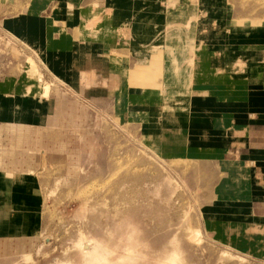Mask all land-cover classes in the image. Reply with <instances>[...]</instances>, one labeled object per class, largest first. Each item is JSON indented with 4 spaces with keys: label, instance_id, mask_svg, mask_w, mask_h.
Returning a JSON list of instances; mask_svg holds the SVG:
<instances>
[{
    "label": "rangeland",
    "instance_id": "374dc122",
    "mask_svg": "<svg viewBox=\"0 0 264 264\" xmlns=\"http://www.w3.org/2000/svg\"><path fill=\"white\" fill-rule=\"evenodd\" d=\"M14 2L0 0V91L9 98L14 91L27 94L24 85L33 81L29 69L46 89L60 86V93L52 122L32 132L40 142L24 141L16 150L32 156L26 168L33 174H24L14 194L0 193V211L9 215L16 211L5 206L14 203L13 195L31 204L22 211L33 213L34 227L0 242V264H77L79 233L116 237L125 225L114 226V219L123 221L132 207H141L140 220L154 219L142 239L160 246L178 231L185 264H264V210L248 217L229 214L237 225L213 222L212 229L204 214L207 207L228 211L226 203L250 206L253 198L264 207V120L256 127L258 136L231 148L232 139L214 123L233 120L224 112L236 99L204 96L207 81H202L187 111L178 109L180 98L189 97L190 76L220 78L215 82L224 86L238 81L235 86L244 87L250 105L264 103V92L242 81L250 61H264V0H52L47 15L76 45L74 68L64 72L2 22L26 9ZM87 70L94 72L92 80L84 76ZM164 87L166 97L177 101L175 111L160 121L163 111L152 101ZM200 99H208L207 114L200 111ZM194 104L199 112L192 116ZM245 104L236 107L247 110ZM170 116L176 122H168ZM164 121L188 140L160 157L144 146H152ZM28 146L32 149L22 150ZM40 148H47L50 158H42ZM154 207L155 215H144ZM229 249L245 259H222Z\"/></svg>",
    "mask_w": 264,
    "mask_h": 264
},
{
    "label": "crops",
    "instance_id": "0c3cea01",
    "mask_svg": "<svg viewBox=\"0 0 264 264\" xmlns=\"http://www.w3.org/2000/svg\"><path fill=\"white\" fill-rule=\"evenodd\" d=\"M51 2L52 0H16V2H14V7L21 9L26 5V9L19 13L5 15L2 22L9 25L11 30L20 38L26 39L30 43L31 41L34 42L36 49L41 52L43 58L48 61L50 57L53 66L55 68L58 67L60 71L64 72L65 69L68 70L69 68H74L73 50L75 43L72 44L70 42L72 37L68 35L63 27H59L56 23L53 24V22H55L54 17L47 15V9ZM49 22H51V25H49ZM74 40L76 39L74 38ZM68 44L70 47L68 46L67 48ZM85 50L87 49L84 47L83 53L87 55ZM85 55H83V57ZM263 62L250 61V63L247 64L245 70L246 75L242 81H246L245 84L248 89L257 92H264ZM96 66L93 64L92 67L95 69ZM103 67L105 68V65H103ZM27 72L28 78L33 80L31 83L24 85L27 94L22 93L21 95H16L14 91L13 97L11 96V98H9L0 91V193L4 195L14 194L18 184L25 182L24 179H22L25 177L24 174H33V171L29 169L31 167L29 160L32 156H26L21 152H16V150L20 149L22 146L21 144L24 141L31 145L40 142L33 138L32 132L39 128H43L45 125H49L50 122H52V114L57 105L55 98L59 95L58 92L60 93V86H57L59 88L51 87L47 91L45 85H41L34 75L29 73V69ZM188 79L191 80V88L188 92L189 97L180 98L178 102L179 110L187 111L191 98H193L195 87L199 86L202 81H207V87L203 90L204 96H208L209 93L212 98H215L216 100L236 99L232 100V103L234 104L232 108L228 109V107H226V111L224 112L225 114L230 115V117L232 116L233 120L214 123V126L219 133L232 139L231 148L234 145L242 143L241 139L243 138L244 141H246L247 138L252 137L253 135H255V137L258 136L256 133V127H260L258 126V123L264 120V109H262L264 108V103L258 102L256 105H250V102L246 100V94L243 91L244 87L241 88L235 86L236 84L238 85V81L232 80L229 84L224 86V84H216L217 82L215 81L222 80L220 78H208V76L192 78L190 76ZM168 82L169 81H167V83ZM225 82L226 81H224V83ZM208 84H212L211 89H208ZM218 85H223V88H218ZM168 88L170 89L169 86ZM166 90V87H164L162 92L157 94L152 101L158 110L163 111L160 121L162 119H168L169 115L175 111L174 104L177 101L174 100L175 96L166 97V94L168 93V90L167 92ZM51 92L54 93L53 96H51ZM99 92L101 94L103 93L102 91ZM38 93L41 96L37 95ZM197 101V104L199 103L201 106V112L207 114L204 111H211L210 106H208V99H200ZM245 102H247L248 105L247 110L240 111L239 107L236 106H240V109H244L246 106ZM197 104H194V107H192V116H195V114L199 112ZM195 107L197 108L196 110L194 109ZM252 112L256 113L251 114ZM259 113L261 114L258 115ZM170 117L171 118L168 122H171V124L176 122L172 116ZM165 122L166 121L162 124L159 135H157V138L152 142V146H147L160 157H164L163 151L169 146L180 148V146L186 144V141L188 140L187 135L183 134L182 130L175 128L172 129L168 125L165 127ZM201 122L206 121L201 119ZM178 123L179 121L177 124ZM254 123L256 125H254ZM199 124L200 123H196V125ZM198 127L200 126H196L195 128L197 129ZM31 149L32 147L28 146V148L23 147L22 150ZM39 150L42 158L44 156L50 158L47 148H40ZM19 151H21V149ZM244 153L242 154L243 156H245ZM245 160L247 161V159ZM14 186H16V188H14ZM17 190H20V188H17ZM13 200H15L13 204H7L5 206L9 209L13 207V209L16 210L14 214L9 215L7 210L0 211V242L10 240L11 238L14 239L16 232L20 233L26 229H28L29 232L34 231V227H32V217H30L33 216V213L22 211L32 208L31 204H28L20 198H16L15 195H13ZM226 204L227 209L231 211H221L218 209L213 211L208 210L207 207L204 214L207 225L208 220H210V223L212 222V225H210L211 229L214 227L213 222L218 223L220 226H223L226 223L237 225V221H234L229 214L248 217L255 211L264 210V207H259V200L254 198L250 203V206L244 205L243 207V205H240L239 203L234 205L230 203ZM232 206L233 208L231 209Z\"/></svg>",
    "mask_w": 264,
    "mask_h": 264
},
{
    "label": "bare ground",
    "instance_id": "6f19581e",
    "mask_svg": "<svg viewBox=\"0 0 264 264\" xmlns=\"http://www.w3.org/2000/svg\"><path fill=\"white\" fill-rule=\"evenodd\" d=\"M124 30H127V29H124ZM123 32H125V31H123ZM126 32L125 33L127 35L128 31H126ZM124 37H125V35H124ZM14 39H15V41L18 40L16 37H14ZM121 43H124V41L123 42L121 41ZM126 44L128 45V43H126ZM199 47H200V45H199ZM239 60H237V61L239 62ZM81 62H80V65H81ZM240 62H241V60H240ZM234 63H237V62H234ZM76 65H78V64H76ZM241 65H242V63H241ZM242 68H243V65H242ZM239 69H241V68H239ZM90 70H91V68H90ZM90 70L85 71L86 75H84L87 77L88 80H92L94 78V72H92ZM85 72H83V73H85ZM38 78L40 80H42L40 75ZM46 90L48 91L49 89H46ZM248 94H250V93L248 92ZM87 142H89V141H87ZM144 148H146V150L148 149L147 146H144ZM155 184H157V183H155ZM155 207H156V205H155ZM155 207L146 209V211L144 212V215L145 214L155 215L156 214V208ZM140 208L141 207H138V208L132 207L129 211L130 216L124 218L123 221H120L121 220L120 218H117V220L114 219V221H113L114 226L116 225L117 227L121 228L125 225V227H123V231L120 233V235H118L116 237L109 238L107 236L108 238H104V237H100V236L99 237L88 236L84 233H81V234L79 233L78 240L76 241V244H77L76 247H77V250L79 252L80 259H79V263H77V264H185V262H183V259H182L183 254L181 257V251L183 253V250L181 248V245H179L180 237H178L179 236V234L177 233L178 231L177 232L175 231L176 233L174 232L173 234H171L167 238V240L163 244H161L160 246L153 244V242L147 238L142 239L141 235L142 234L146 235L145 234L146 228L149 229L148 227L153 226L152 222H154V219H152L151 223L147 222V221L144 222V221L140 220L138 218V216L142 215V213H143V211H141ZM85 210H86V206L83 207L79 212L82 215H84ZM127 212H128V209H127ZM121 216H122V214H121ZM135 217H136L137 221H136ZM108 234H110V233L108 232ZM185 237H188V236H185ZM230 250H232V249H229L230 253H224V256L222 255L224 257L222 259L225 260V257H227L229 259L238 257V259H240L241 261L245 259L244 257L241 258V256L238 253H236V252L233 253L232 252L233 250L232 251H230ZM22 256L25 260H27L30 257L29 253H27V252L23 253ZM68 261L69 262H75L72 258H69ZM57 264H69V263L61 261Z\"/></svg>",
    "mask_w": 264,
    "mask_h": 264
}]
</instances>
